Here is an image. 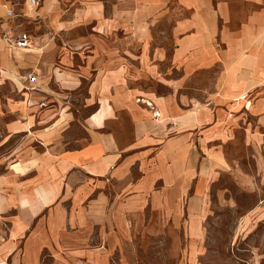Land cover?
Instances as JSON below:
<instances>
[{"label":"crops","instance_id":"1","mask_svg":"<svg viewBox=\"0 0 264 264\" xmlns=\"http://www.w3.org/2000/svg\"><path fill=\"white\" fill-rule=\"evenodd\" d=\"M12 2L8 17L0 0V264L128 261L136 234L177 229L199 145L223 144L248 111L264 133V0H43L38 16L66 14L64 45L49 46ZM82 86L84 139L69 141L57 101Z\"/></svg>","mask_w":264,"mask_h":264},{"label":"rangeland","instance_id":"2","mask_svg":"<svg viewBox=\"0 0 264 264\" xmlns=\"http://www.w3.org/2000/svg\"><path fill=\"white\" fill-rule=\"evenodd\" d=\"M38 9H28L31 19L22 18L20 24L34 37L50 35L44 46L64 45L63 29H58L57 20L63 21L66 14L61 10L59 16L50 12V19L49 14L38 16ZM40 17L42 22L37 21ZM38 56L48 58L49 55ZM136 73L143 71L136 70ZM160 74L170 76L172 73L158 71L153 78H160ZM210 81L204 78L198 82L205 87ZM87 90L88 86H82L57 101L56 110L71 112L70 123L65 125L73 127L69 141L84 139L81 122L88 112L83 100ZM201 104L206 103H197L200 107ZM244 112L241 110L240 114ZM256 123L251 111L244 120L234 124L235 128L221 122L227 125L226 129L233 127L236 131L216 148L199 145L198 150H194L191 157L199 165L198 177L185 185L180 222L172 224L177 229L136 234L131 241L129 260L118 258L113 264H264V133H255ZM215 149H220L227 163L222 166L212 163ZM6 152L11 151L0 150V156ZM199 205L200 215L195 212ZM195 221L198 228L193 231ZM93 234L97 235L98 231ZM175 239L178 246L174 244ZM45 264H52L51 258L47 257Z\"/></svg>","mask_w":264,"mask_h":264},{"label":"built area","instance_id":"3","mask_svg":"<svg viewBox=\"0 0 264 264\" xmlns=\"http://www.w3.org/2000/svg\"><path fill=\"white\" fill-rule=\"evenodd\" d=\"M5 2V5H9L11 4L10 7H8V11H7V16L8 17H13L15 16L14 14V4H13V0H3ZM43 0H25V4L28 7V9L32 10L34 8H36L37 6H39V4L42 2ZM3 39H5L8 43H10L11 45H14L16 48L19 49H27L30 48L32 45V38L30 35L26 34V33H22L18 36H13L8 32H3ZM28 80L30 81V83H35L36 82V77L31 75ZM249 98V93H245L243 95H241V97L239 98V101H245ZM250 102L246 104V108H249L250 106ZM158 115V114H157Z\"/></svg>","mask_w":264,"mask_h":264},{"label":"bare ground","instance_id":"4","mask_svg":"<svg viewBox=\"0 0 264 264\" xmlns=\"http://www.w3.org/2000/svg\"><path fill=\"white\" fill-rule=\"evenodd\" d=\"M26 204V203H25ZM36 207V206H35ZM37 211H39V210H37ZM35 214V213H34Z\"/></svg>","mask_w":264,"mask_h":264}]
</instances>
